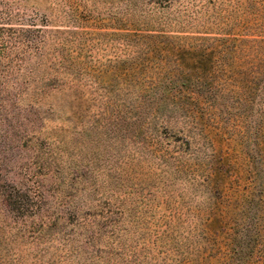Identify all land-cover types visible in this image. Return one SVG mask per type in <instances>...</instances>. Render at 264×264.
Wrapping results in <instances>:
<instances>
[{
  "label": "rangeland",
  "instance_id": "374dc122",
  "mask_svg": "<svg viewBox=\"0 0 264 264\" xmlns=\"http://www.w3.org/2000/svg\"><path fill=\"white\" fill-rule=\"evenodd\" d=\"M0 264H264V0H0Z\"/></svg>",
  "mask_w": 264,
  "mask_h": 264
},
{
  "label": "trees",
  "instance_id": "16d2710c",
  "mask_svg": "<svg viewBox=\"0 0 264 264\" xmlns=\"http://www.w3.org/2000/svg\"><path fill=\"white\" fill-rule=\"evenodd\" d=\"M192 39L207 41V40L202 39V38H192ZM215 41H216V47L215 48L225 49V48H228L227 43H229L231 41V39H218V40H215ZM214 50H216V49H214Z\"/></svg>",
  "mask_w": 264,
  "mask_h": 264
}]
</instances>
